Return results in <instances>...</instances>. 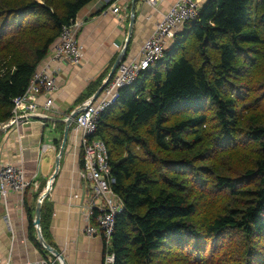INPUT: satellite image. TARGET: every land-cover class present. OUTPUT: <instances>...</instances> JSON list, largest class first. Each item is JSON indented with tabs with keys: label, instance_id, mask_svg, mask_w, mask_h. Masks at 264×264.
<instances>
[{
	"label": "trees",
	"instance_id": "16d2710c",
	"mask_svg": "<svg viewBox=\"0 0 264 264\" xmlns=\"http://www.w3.org/2000/svg\"><path fill=\"white\" fill-rule=\"evenodd\" d=\"M93 1L0 0V124ZM181 29L98 123L124 204L110 264H264V0H208Z\"/></svg>",
	"mask_w": 264,
	"mask_h": 264
},
{
	"label": "crops",
	"instance_id": "0c3cea01",
	"mask_svg": "<svg viewBox=\"0 0 264 264\" xmlns=\"http://www.w3.org/2000/svg\"><path fill=\"white\" fill-rule=\"evenodd\" d=\"M174 2L176 0H165L151 7L146 0H95L81 9L77 17L83 25L77 40L84 48V56L79 66H60L53 95L54 111L61 118H31L17 127H8V122L0 124L4 126L0 130V162L19 164L31 183L23 196L11 194L5 202L0 198V264L6 260L11 264H28L47 258L58 264L54 256L36 246L33 220L38 199L55 169L64 120L106 82L126 41L123 62L136 61L142 44ZM112 4L123 8L120 16L110 11L102 14ZM44 153L47 160L42 163ZM80 159L77 136L71 133L59 161L58 174L41 202L39 228L45 242L57 250L67 264H104L110 245L101 238H87L82 234L81 212L92 192L82 174Z\"/></svg>",
	"mask_w": 264,
	"mask_h": 264
},
{
	"label": "built area",
	"instance_id": "2783aa9c",
	"mask_svg": "<svg viewBox=\"0 0 264 264\" xmlns=\"http://www.w3.org/2000/svg\"><path fill=\"white\" fill-rule=\"evenodd\" d=\"M163 1L165 0H146L151 7ZM206 1L208 0H176L170 5L156 23L152 34L142 44L136 61L122 62L97 98L87 100L84 103L85 108L74 118L71 132L77 136L82 174L92 192L89 202L81 212L84 221L82 234L87 238L98 237L106 245L110 244L115 217L124 209L122 199L113 188L116 181L111 174L107 145L103 139L96 136L101 116L114 106L121 89L131 86L144 72L155 67L163 58L164 50L174 41L178 31L185 23L196 19ZM122 9L120 5L112 4L105 8L102 14L106 15L110 11L113 15L120 16ZM82 25L83 21L76 17L61 27L57 40L33 73L25 92L12 100L8 127H17L31 118H61V115L54 111L56 79L60 73V66L80 65L84 48L77 40V33ZM39 100H42L41 104ZM0 128L3 129L4 126ZM45 148L46 146H43V150ZM30 184L19 164L0 162V198L4 202L11 194L23 196ZM34 187H38L37 183H34ZM57 261L60 264L58 259ZM112 261V255L105 256L104 264H110ZM3 264L11 262L6 260ZM28 264L53 262L47 258Z\"/></svg>",
	"mask_w": 264,
	"mask_h": 264
},
{
	"label": "water",
	"instance_id": "95a60500",
	"mask_svg": "<svg viewBox=\"0 0 264 264\" xmlns=\"http://www.w3.org/2000/svg\"><path fill=\"white\" fill-rule=\"evenodd\" d=\"M133 25V17L131 19L130 22V27H129V31H128V38L127 40L130 39V34H131V27ZM126 47H127V41L125 42L124 48L121 51V53L118 55L113 67L110 70L109 76L106 80V82L97 90V92L93 95V97L91 98V100H95L97 98V96L99 95V93L102 91V89L105 87L106 83L111 79V77L113 76L114 72L116 71L117 67L124 61V54L126 52ZM85 108V105L82 104L81 106H79L78 108H76L75 110H73V112L64 120V130H63V137H62V142L60 145V149H59V153L56 156L55 159V169L54 172L52 174V176L50 177V179L47 182V187L46 190L43 194H41V196L38 199V202L36 204V208H35V213H34V220H33V225L36 228L37 231V240L38 243L40 244V246L46 250L47 252H49L52 256H54L56 259H58L60 261V264H67L64 260V257L55 249L51 248V246H49L41 232H40V211H41V202L42 200L49 194L51 187H52V181L54 180V178L57 176L58 171H59V161L61 156L63 155L64 151H65V147L67 145V141L71 135V130L70 127L73 123L74 118L79 114V112H81L83 109ZM0 130H2L0 128ZM1 134V131H0Z\"/></svg>",
	"mask_w": 264,
	"mask_h": 264
},
{
	"label": "rangeland",
	"instance_id": "374dc122",
	"mask_svg": "<svg viewBox=\"0 0 264 264\" xmlns=\"http://www.w3.org/2000/svg\"><path fill=\"white\" fill-rule=\"evenodd\" d=\"M192 38H189L188 40H187V44H186V46L187 47H189V48H193L194 47V44H195V39H194V37L193 36H191ZM180 56H181V51L179 50L177 53H176V55L174 56V58H173V60H177V59H179L180 58ZM254 84L255 83H252L250 86H251V88L254 86ZM261 92H263V95H264V89H262L261 90ZM262 100H263V102H264V97L262 98ZM73 126H74V123L72 124V127L70 128V130H72V128H73ZM47 160V157H46V155H45V153L42 155V163H44V161H46ZM208 207H201V209H200V213H201V216H204V217H207V215H208ZM197 220H199V221H201L202 220V218H196Z\"/></svg>",
	"mask_w": 264,
	"mask_h": 264
}]
</instances>
